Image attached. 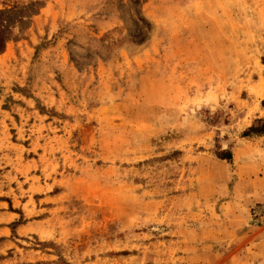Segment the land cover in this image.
<instances>
[{
    "label": "rangeland",
    "instance_id": "1",
    "mask_svg": "<svg viewBox=\"0 0 264 264\" xmlns=\"http://www.w3.org/2000/svg\"><path fill=\"white\" fill-rule=\"evenodd\" d=\"M0 28V264H264V0H0Z\"/></svg>",
    "mask_w": 264,
    "mask_h": 264
},
{
    "label": "trees",
    "instance_id": "2",
    "mask_svg": "<svg viewBox=\"0 0 264 264\" xmlns=\"http://www.w3.org/2000/svg\"><path fill=\"white\" fill-rule=\"evenodd\" d=\"M10 40L9 34L0 28V53L3 51L5 43ZM264 64V58L262 60ZM264 136V119H257L253 124L247 128L241 135V138L250 139L256 137ZM220 160L227 161L230 163L232 161L231 151L222 152L221 156L218 157Z\"/></svg>",
    "mask_w": 264,
    "mask_h": 264
},
{
    "label": "crops",
    "instance_id": "3",
    "mask_svg": "<svg viewBox=\"0 0 264 264\" xmlns=\"http://www.w3.org/2000/svg\"><path fill=\"white\" fill-rule=\"evenodd\" d=\"M241 140L245 141V142H259L261 143V145L263 146V142H264V136L263 137H256V138H250V139H245V138H241ZM233 153H232V161H233Z\"/></svg>",
    "mask_w": 264,
    "mask_h": 264
}]
</instances>
